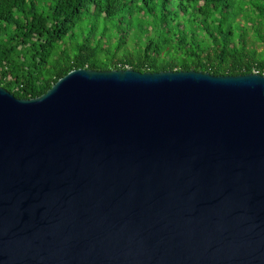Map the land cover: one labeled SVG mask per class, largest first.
<instances>
[{
    "label": "water",
    "instance_id": "obj_1",
    "mask_svg": "<svg viewBox=\"0 0 264 264\" xmlns=\"http://www.w3.org/2000/svg\"><path fill=\"white\" fill-rule=\"evenodd\" d=\"M0 264H264V75L0 86Z\"/></svg>",
    "mask_w": 264,
    "mask_h": 264
},
{
    "label": "trees",
    "instance_id": "obj_2",
    "mask_svg": "<svg viewBox=\"0 0 264 264\" xmlns=\"http://www.w3.org/2000/svg\"><path fill=\"white\" fill-rule=\"evenodd\" d=\"M78 68L264 75V0H0L1 87L34 98Z\"/></svg>",
    "mask_w": 264,
    "mask_h": 264
},
{
    "label": "rangeland",
    "instance_id": "obj_3",
    "mask_svg": "<svg viewBox=\"0 0 264 264\" xmlns=\"http://www.w3.org/2000/svg\"><path fill=\"white\" fill-rule=\"evenodd\" d=\"M255 47L257 50H259L261 48V46H259V45H256Z\"/></svg>",
    "mask_w": 264,
    "mask_h": 264
},
{
    "label": "clouds",
    "instance_id": "obj_4",
    "mask_svg": "<svg viewBox=\"0 0 264 264\" xmlns=\"http://www.w3.org/2000/svg\"><path fill=\"white\" fill-rule=\"evenodd\" d=\"M254 71H256V70H253L252 72H253V73H258L257 71H256V72H254Z\"/></svg>",
    "mask_w": 264,
    "mask_h": 264
},
{
    "label": "built area",
    "instance_id": "obj_5",
    "mask_svg": "<svg viewBox=\"0 0 264 264\" xmlns=\"http://www.w3.org/2000/svg\"><path fill=\"white\" fill-rule=\"evenodd\" d=\"M254 72H256V71H254Z\"/></svg>",
    "mask_w": 264,
    "mask_h": 264
}]
</instances>
